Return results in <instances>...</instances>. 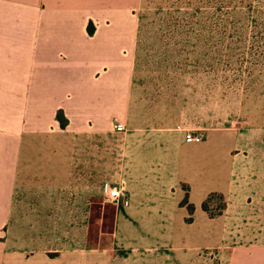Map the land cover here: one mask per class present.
Wrapping results in <instances>:
<instances>
[{
    "label": "crops",
    "instance_id": "0c3cea01",
    "mask_svg": "<svg viewBox=\"0 0 264 264\" xmlns=\"http://www.w3.org/2000/svg\"><path fill=\"white\" fill-rule=\"evenodd\" d=\"M138 2L0 0V264H82L74 250L56 248L51 255L46 239H63L69 207L81 217L104 182L122 179L126 190L114 231L125 264H201L204 242L185 240L199 219L209 218L202 203L212 191L224 193L228 207L250 198L251 205L264 208V182L251 188L231 183V162L213 159L186 133L131 132L122 143L114 135L112 116L130 103L127 55L135 33L130 17ZM119 56L122 61L114 62ZM213 166L219 168L212 171ZM259 177L264 180V172ZM184 183L196 207L185 238L178 230L186 227L189 213L180 204ZM164 221L173 227L165 233L157 230ZM255 226L257 243L236 246L234 260L264 255V225ZM164 237L172 239L165 251Z\"/></svg>",
    "mask_w": 264,
    "mask_h": 264
},
{
    "label": "rangeland",
    "instance_id": "374dc122",
    "mask_svg": "<svg viewBox=\"0 0 264 264\" xmlns=\"http://www.w3.org/2000/svg\"><path fill=\"white\" fill-rule=\"evenodd\" d=\"M130 18L135 27L127 55L132 89L130 103L112 116L113 125L120 121L127 128L115 129L116 138L121 141L138 131L146 135L147 130L201 134V149H208L213 159L220 156L231 162V183L247 188L263 184L264 0H139ZM97 82L88 79L89 84ZM115 97L122 101L121 95ZM115 153L121 163L119 146ZM121 184L122 179L113 185ZM111 186L104 182L99 197L82 207L81 217L73 215L74 205L69 207L66 236L46 239L54 249L51 255L61 248L76 251L82 264H125L114 236L121 205L109 197ZM250 200L229 207L227 203L222 214L207 212L209 218L195 224L185 241L204 242L198 253L201 264H264L262 253L233 259L236 246H255L259 237L253 229L264 225L258 221L264 220L263 206L251 205ZM214 204L212 209L218 211L219 204ZM194 213L193 218L190 212L186 216V227L178 228L184 238ZM172 228L168 221L157 224L164 233ZM170 240L164 237V251Z\"/></svg>",
    "mask_w": 264,
    "mask_h": 264
},
{
    "label": "trees",
    "instance_id": "16d2710c",
    "mask_svg": "<svg viewBox=\"0 0 264 264\" xmlns=\"http://www.w3.org/2000/svg\"><path fill=\"white\" fill-rule=\"evenodd\" d=\"M88 31L90 34H93L95 31V25L91 21L88 25ZM58 118L60 119L61 123L65 125L67 123V119L64 116V113L62 110L58 111ZM186 186V194L185 197L182 200V204L186 205L188 207V210L191 214L190 218H193V213L195 212V204L190 201V185L189 184H184ZM215 202H217L218 205V211H214L212 208L215 206ZM227 199L224 193L220 191H212L209 193V195L205 198V200L202 203V207L204 210L209 212L210 215L216 216L222 214L225 209L227 208ZM217 206V205H216Z\"/></svg>",
    "mask_w": 264,
    "mask_h": 264
},
{
    "label": "built area",
    "instance_id": "2783aa9c",
    "mask_svg": "<svg viewBox=\"0 0 264 264\" xmlns=\"http://www.w3.org/2000/svg\"><path fill=\"white\" fill-rule=\"evenodd\" d=\"M116 129L118 131H126V125L124 124V122H120L118 121L116 123ZM186 139L188 141H192V142H199L203 139V135L201 134H194L192 132H188L186 134ZM108 195L109 197H111L112 200L117 201V203L119 204H124L126 203V195H125V188L124 185H112L109 189H108Z\"/></svg>",
    "mask_w": 264,
    "mask_h": 264
}]
</instances>
